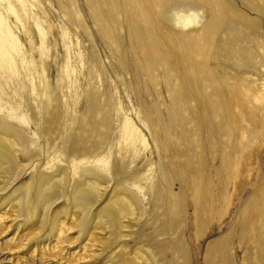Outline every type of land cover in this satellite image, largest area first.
Segmentation results:
<instances>
[{
	"label": "rangeland",
	"instance_id": "374dc122",
	"mask_svg": "<svg viewBox=\"0 0 264 264\" xmlns=\"http://www.w3.org/2000/svg\"><path fill=\"white\" fill-rule=\"evenodd\" d=\"M28 2L23 25L0 6L24 59L0 67V85L22 101L26 123L15 128L31 141L47 131L64 173L66 148L113 167L98 208L132 193L140 202L100 261L123 244L127 261L140 249L152 264H264V0ZM179 10L195 20L182 27ZM125 119L148 145L134 162ZM33 178L29 167L5 196L26 181L34 189ZM12 235L0 226V264H58L48 249L16 248ZM75 244L63 242L69 260Z\"/></svg>",
	"mask_w": 264,
	"mask_h": 264
},
{
	"label": "bare ground",
	"instance_id": "6f19581e",
	"mask_svg": "<svg viewBox=\"0 0 264 264\" xmlns=\"http://www.w3.org/2000/svg\"><path fill=\"white\" fill-rule=\"evenodd\" d=\"M28 3V0H0L1 9L4 8L15 22L22 25V20L30 10ZM1 9L0 67L4 65L14 67L15 56L19 57L21 64H23L24 59L20 54L19 40L8 26V22L6 23ZM195 18V13L189 10H179L173 15V20L182 24V27L187 22H193ZM35 25L38 32L42 33L40 26L37 23ZM11 74L12 72L9 76ZM26 77L32 83L33 76L26 74ZM3 80L7 82L6 77ZM36 89L32 84V89L29 92L35 100L39 98ZM9 93L5 91L3 85H0V226L4 229L11 228L13 231L11 239H17L19 236L15 247L20 248L31 243L33 252L40 251L43 253L44 250L48 249L51 255L58 257L56 259L58 264H150L152 261L140 249H137L131 255V260L127 261L124 256L126 251L123 244L117 249V253L113 257H109L110 259L106 261H100L104 252L111 248V244L123 239L122 232H115L114 230L115 228L121 230L125 225H122L121 220L126 219L129 214L136 213L135 209L140 207L139 200L134 193H132L133 197L119 195L114 196L112 200L98 208L100 190L106 188L103 183L106 184L109 181L113 167L100 166L101 156L88 155L92 151H84L75 156L72 150L66 148L65 158L69 156L71 158L66 162L69 174L64 173L63 164L59 160L60 154L57 151V145L53 144L47 131L46 136L43 133L41 135L39 132H33L37 136L34 135L36 138L31 141L26 140L15 128L13 122L16 119L21 120L23 124L26 123V120L23 115L17 114V110L22 108V101L18 99L19 97L11 98ZM123 130L127 140L128 156L131 157L129 160L134 162L141 151H145L148 147L145 136L129 119L124 120ZM41 140H44L46 147L39 146ZM64 146L68 147L65 144ZM42 156H45L44 163L43 161L40 162ZM21 157L24 158V161H21ZM29 167H32L34 189H31L30 182L26 181L27 190L17 187L12 194L5 196L10 185L16 182ZM123 170L126 169L122 168L121 171ZM113 174H117L115 176L117 178L119 172L115 171ZM50 175L51 177L48 178ZM65 177L64 184L70 188L66 194L63 189L60 190V185L61 187L63 185L61 178ZM53 183H59V186L56 187L54 184L52 187ZM169 187L170 190H174L173 184ZM61 198L64 199L65 206L62 203L63 200L59 201ZM60 203L65 208L63 207L64 209L51 215L50 211ZM115 204L121 206L122 210L120 211ZM7 211L12 213L11 220L8 224H3ZM30 218H32L31 221L35 222H33L34 224L31 223L32 225L29 224ZM48 228L49 232L46 233L45 230ZM93 228L97 229L101 235L99 242L93 236L92 233L94 232L90 231ZM72 230L75 233L73 236L69 235ZM95 236L97 235L95 234ZM63 242L69 245L76 243L75 247L79 248L76 253L72 251L70 260L64 257L65 246Z\"/></svg>",
	"mask_w": 264,
	"mask_h": 264
}]
</instances>
